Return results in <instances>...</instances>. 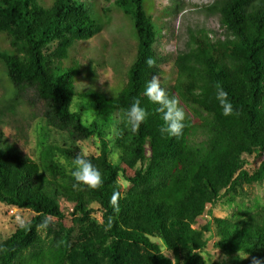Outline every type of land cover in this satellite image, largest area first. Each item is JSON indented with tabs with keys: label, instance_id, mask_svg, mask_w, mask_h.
Listing matches in <instances>:
<instances>
[{
	"label": "trees",
	"instance_id": "trees-1",
	"mask_svg": "<svg viewBox=\"0 0 264 264\" xmlns=\"http://www.w3.org/2000/svg\"><path fill=\"white\" fill-rule=\"evenodd\" d=\"M145 2L113 1L133 24L137 51L125 86L111 98L92 91L78 95L79 65L66 63L74 42L90 39L99 29L94 0H0V34L9 42L8 50L0 49V61L13 88L11 115L21 103L40 105L46 124L72 141L97 137L100 155L90 160L102 179L95 189L74 187L71 171L57 157L73 167L81 156L76 150L48 146L36 162L0 132V203L35 214L0 243V264H36L42 256L43 264H98L99 258L108 264H197L210 221L204 232L192 225L223 196L264 181V161L253 173L245 169L246 157L264 155V0H215L206 10L218 16L221 32L188 29L186 50L174 63L172 97L196 110L185 116L179 137L161 135L158 105L143 95L147 76L157 75L166 60L154 47L156 33ZM54 42L57 48L48 53ZM149 59L155 61L151 67ZM218 88L229 94L230 116L223 115ZM136 99L148 116L133 132L127 113ZM87 106L97 114L89 126L82 120ZM110 123L117 127L116 162L109 158L106 139ZM119 177L142 191L121 196ZM95 211L102 231L76 249L44 251L37 228L43 220L49 221L44 230L50 239L51 220L59 226L64 213L86 218ZM218 229L220 250L255 260L258 250L264 252V210L233 224L225 221Z\"/></svg>",
	"mask_w": 264,
	"mask_h": 264
},
{
	"label": "rangeland",
	"instance_id": "rangeland-1",
	"mask_svg": "<svg viewBox=\"0 0 264 264\" xmlns=\"http://www.w3.org/2000/svg\"><path fill=\"white\" fill-rule=\"evenodd\" d=\"M114 0H94V14L100 22L98 31L88 40L74 42L68 52L66 63L76 62L79 65V76L76 77L75 89L78 95H84L89 91L115 98L123 89L127 80L128 70L134 61L137 51V36L131 20L113 5ZM215 0H146L145 11L152 19L156 33L155 49L166 59L159 67L157 75L149 74L148 80L158 77L166 92L173 96L172 89L176 78L175 59L180 51L186 50L189 28H204L213 32L219 30L218 16L207 13L206 8ZM48 4V3H46ZM58 42L49 46V51L57 48ZM0 49L8 50L7 38L0 34ZM13 95V88L9 82L3 63L0 61V132L10 143L16 145L25 155L38 162L42 151L48 146L63 149H72L87 159H94L100 155V142L92 136L83 141H72L66 133L49 127L42 117L40 105H28L21 103L15 109L14 115L9 111V103ZM77 100H79L77 98ZM80 101V100H79ZM185 116H193L194 107L186 108ZM86 112L82 117L83 124L89 126L96 120V110L85 107ZM196 110V109H195ZM90 121V122H89ZM117 127L109 124L106 130V139L109 149V158L112 162L117 160V148L115 146V134ZM150 155L147 150V156ZM245 169L253 173L264 161V155L258 157H246ZM57 160L63 164L67 171L72 170L60 156ZM129 173H131L129 171ZM58 177V176H56ZM155 183L145 186H152ZM119 194L128 196L139 192L135 187L124 181L121 177L117 180ZM13 210V213H11ZM11 209L0 203V243L7 240L17 228L26 225L35 214L28 210ZM264 210V181L258 184L242 185L219 200L213 208L208 207L203 218L198 219L192 229L204 232L206 221H210V231L204 233L207 246L198 252L200 261L197 264H264V252H256L257 260L250 254L243 252H224L215 247L219 239L218 227L225 221L230 224L252 217ZM65 218L59 226H55V220H51L49 235L46 237L44 229H38V233L44 238V251L52 252L65 249H76L85 243L91 234L102 231L100 213L95 211L86 218L75 217L64 213ZM51 250V251H50ZM164 254L172 258V254L163 250ZM36 264H43L46 260L36 258ZM141 264H147L140 261ZM98 264H108L102 258Z\"/></svg>",
	"mask_w": 264,
	"mask_h": 264
},
{
	"label": "clouds",
	"instance_id": "clouds-1",
	"mask_svg": "<svg viewBox=\"0 0 264 264\" xmlns=\"http://www.w3.org/2000/svg\"><path fill=\"white\" fill-rule=\"evenodd\" d=\"M147 64L151 67L155 64V61L149 59L147 60ZM143 95L147 97L151 103L158 105L155 112L160 114L163 120V124L160 128L161 135L166 134L171 137H179L185 128L184 110L179 106V102L166 92L158 77H153L151 80L147 81ZM228 96L229 94L227 91L223 88H218L216 98L219 101L224 116H230L234 111ZM127 115L131 130L136 132L140 125L146 120L148 112L145 108L141 107L140 100L136 99L128 109ZM61 163H63V160H61ZM71 175L76 181L74 187L77 185H84L95 189L102 184L100 171L92 164L91 160L83 156H77L73 161ZM117 195L113 196V203L116 202ZM21 226H25L23 222H21ZM48 227L49 221L47 219L37 225L38 229H47Z\"/></svg>",
	"mask_w": 264,
	"mask_h": 264
},
{
	"label": "built area",
	"instance_id": "built-area-1",
	"mask_svg": "<svg viewBox=\"0 0 264 264\" xmlns=\"http://www.w3.org/2000/svg\"><path fill=\"white\" fill-rule=\"evenodd\" d=\"M14 211H16V210H14ZM11 213H13V210H11Z\"/></svg>",
	"mask_w": 264,
	"mask_h": 264
}]
</instances>
